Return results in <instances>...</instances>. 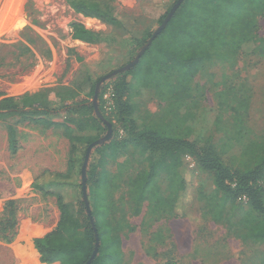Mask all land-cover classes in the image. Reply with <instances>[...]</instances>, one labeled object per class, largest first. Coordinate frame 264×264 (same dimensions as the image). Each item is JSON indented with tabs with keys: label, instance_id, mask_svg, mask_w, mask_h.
I'll list each match as a JSON object with an SVG mask.
<instances>
[{
	"label": "rangeland",
	"instance_id": "374dc122",
	"mask_svg": "<svg viewBox=\"0 0 264 264\" xmlns=\"http://www.w3.org/2000/svg\"><path fill=\"white\" fill-rule=\"evenodd\" d=\"M176 1L0 0L1 98L27 96L49 109L93 105L91 88L134 61ZM79 2L96 4L116 24L77 13L72 3ZM200 4L204 1L193 4L201 20L196 40L165 37V51L153 50L154 41L125 77L132 118L140 126L211 145L232 170L252 168L264 156V10L248 6L222 25L223 7L206 3L200 12ZM74 25L92 31L97 40H74ZM187 51L204 56L192 70L167 64L170 52ZM117 75L99 86L96 99L101 116L114 126L106 143L125 137L113 103ZM78 120L61 114L54 126L44 128L17 114L0 118V220L7 216V202L13 201L15 211L11 241L0 235V264H41L30 241L50 233L60 213L55 197H43L35 182L44 172L66 173L70 144L64 127L74 128ZM11 127L19 145L15 153L8 148ZM106 135L107 128L99 140ZM92 150L86 170L98 158ZM116 153V158L107 153L105 179L112 197L107 220L120 227L111 233L120 239L118 264H264V244L251 240L244 226L245 214L253 215L247 200L220 195L212 174L189 155L180 154L174 171L167 163L158 170L148 203L133 197L144 155L130 144H119ZM118 162L126 165L122 173L116 171ZM179 178L186 183L180 198ZM86 194L91 202L89 185ZM69 209L78 215L75 202Z\"/></svg>",
	"mask_w": 264,
	"mask_h": 264
},
{
	"label": "trees",
	"instance_id": "16d2710c",
	"mask_svg": "<svg viewBox=\"0 0 264 264\" xmlns=\"http://www.w3.org/2000/svg\"><path fill=\"white\" fill-rule=\"evenodd\" d=\"M200 12L206 11L207 4L223 7L224 12L218 16L220 24L227 23L232 16H237L248 6L257 12L264 10V0H203ZM196 0H184L174 13L166 28L153 40L156 41L153 50L165 51L162 40L175 36L185 41L196 40L201 20L197 18V8L193 5ZM207 3V4H206ZM74 10L84 17H95L116 24L115 19L107 16L96 4L84 2L72 3ZM165 18V16H163ZM73 39L94 43L97 36L81 25L73 26ZM168 35V36H167ZM152 42V43H153ZM220 44L225 42L220 38ZM151 46V45H150ZM152 50V51H153ZM146 53V51H145ZM144 53L143 56L146 54ZM204 58L202 52L172 53L166 56L167 64H174L184 71L189 70ZM131 71L117 75L114 85L113 103L116 110V123L124 131L122 141H110L100 146H94L92 152L97 154L96 162L86 170L85 185L92 189V201L88 200L90 215L86 213L83 200L81 170L87 148L99 140L101 132L107 127L95 112L93 105L76 103L65 105L58 109H49L45 105L36 104L33 98L3 97L0 96V118L6 115H21L24 120L41 123L44 128L55 125L54 119L61 114L77 115L78 121L74 128L64 127V136L70 144L68 168L65 174L44 172L35 182V189L43 197H55L59 210V219L56 227L41 238H34L32 243L35 253L41 264H86L95 248V235L98 237L97 254L90 264H118L120 258V239L111 233L118 232L120 227H112L107 218L110 216L112 197L106 183V164L108 155L118 157L116 153L119 144H130L140 149L144 155L143 169L134 181L133 197L137 202L148 201L153 195V179L159 169L167 163L171 170L180 165V154L189 155L198 168L205 173L212 174L214 189L223 197L235 200L244 197L247 207L253 215L245 214V227L249 231L248 237L264 244V156H260L252 168L244 170L230 169L223 164L215 149L209 145L199 146L187 140L161 132L150 126H140L132 118L134 106L127 97V83L125 77ZM91 88L90 94L94 93ZM27 109V110H26ZM111 128L113 124L108 121ZM113 130V129H112ZM8 148L11 153L19 149L14 129L8 128ZM108 153V155H107ZM116 171L122 173L126 169L124 162L115 164ZM174 171V170H173ZM180 180V181H179ZM177 196L182 197L186 190L183 178L178 179ZM71 199V200H70ZM70 200V201H69ZM75 202L78 206V215L74 217L69 204ZM13 201L6 204L7 216L0 220V235L9 243L14 235L15 211ZM138 214V213H137ZM7 234V235H6ZM11 236L8 238V236ZM25 246L27 243L25 242ZM25 257L26 253H20Z\"/></svg>",
	"mask_w": 264,
	"mask_h": 264
},
{
	"label": "water",
	"instance_id": "95a60500",
	"mask_svg": "<svg viewBox=\"0 0 264 264\" xmlns=\"http://www.w3.org/2000/svg\"><path fill=\"white\" fill-rule=\"evenodd\" d=\"M183 1L184 0H177L176 1V3L172 6V8L170 9L168 14L166 15V17L163 20V22L161 23V25L152 34V36L150 37V39L148 40L146 45L144 47H142V49L140 50V52L138 53V55L136 56L134 61H132L131 63H129L125 67H122V68H120V69H118L116 71H113L112 73H110V74L106 75L105 77L101 78L100 81L96 84L95 89H94V94H93V106H94L95 112L97 113V115L101 119H103V118L100 116V113H99V111L97 109V105H96V99L98 97L99 86L102 83H104L105 81H107L110 78H112L113 76H115L117 74L125 73V72L131 70L138 63L140 57L148 49V47L152 44L153 40L166 28L168 22L170 21V19L174 15V13L177 11V9L180 7V5L183 3ZM103 122L105 123V125L107 127V135L103 139L94 142L93 144H91L87 148L86 153H85V157H84L82 170H81V184H82L83 200H84V203H85L87 215H90V210H89V207H88V202H87V197H86L85 176H86V168H87V164H88L89 155H90L91 150L94 148V146H99V145H102V144L106 143L109 140V138L111 137V132H112L110 124L107 123L104 119H103ZM97 250H98V237H97V235H95V248H94V251H93L90 259L88 260V262L86 264H90L92 262V260H94L96 254H97Z\"/></svg>",
	"mask_w": 264,
	"mask_h": 264
}]
</instances>
